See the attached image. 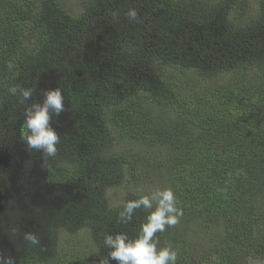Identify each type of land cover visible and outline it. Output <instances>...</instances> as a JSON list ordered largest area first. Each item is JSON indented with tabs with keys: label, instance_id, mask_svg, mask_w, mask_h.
<instances>
[{
	"label": "trees",
	"instance_id": "trees-1",
	"mask_svg": "<svg viewBox=\"0 0 264 264\" xmlns=\"http://www.w3.org/2000/svg\"><path fill=\"white\" fill-rule=\"evenodd\" d=\"M63 2L0 0V264H264V0ZM66 138L85 150L71 167L50 153ZM120 168L166 191L139 221L62 197ZM72 202L101 207L102 252L56 250Z\"/></svg>",
	"mask_w": 264,
	"mask_h": 264
},
{
	"label": "rangeland",
	"instance_id": "rangeland-1",
	"mask_svg": "<svg viewBox=\"0 0 264 264\" xmlns=\"http://www.w3.org/2000/svg\"><path fill=\"white\" fill-rule=\"evenodd\" d=\"M78 0H64V6L72 7L78 9L80 3H77ZM90 47V46H89ZM88 50V47L85 48ZM131 52H127L129 55ZM121 60L116 54L113 56L112 62L110 63H118ZM90 66L96 67L97 72L100 76H104L107 68L104 69L99 67L96 63L92 64L90 61ZM132 67V66H131ZM132 70L129 67L128 71ZM84 75V76H83ZM87 78L86 73L81 74L79 72L72 73L69 72L66 77H64L60 85L63 86V89H70L71 92L81 93L83 90L81 89V85L83 84V80ZM82 82V83H80ZM104 98L99 99L103 100ZM60 107V106H59ZM46 113L49 114L50 110L46 107ZM75 111L69 112L70 115L74 114ZM75 142L71 138H66L65 141L59 142L57 140L50 147V153L52 155L53 164H62L71 167L75 163L79 161L80 156H82L85 150H77L75 153ZM122 147L120 143H108L101 146L100 153L104 154L105 157L111 156L116 150ZM118 176L115 179L104 180L100 183L94 182L93 188L84 189V188H70L68 191L66 190V194L62 192V197H71L76 198L75 200L78 202L83 199V196H88L89 194L93 195L95 198H99V204L103 203L108 208H119L123 203L127 204L133 213L130 210V217L135 220L141 219V214H137L135 212L145 211L147 209V203L153 204V202L162 201L165 197L166 191L164 188H155L153 187V175L145 176L143 172H141L140 180L133 181L134 177H130L129 173L124 169H119ZM75 204V205H73ZM71 210H76L74 213H70V211H65L61 209L60 212H56L53 215V221L51 224V233L53 238H56V250L59 251L66 244L72 242L74 245H78V248L83 246V243L88 244L90 241L95 249L100 253L102 252L103 238L100 237L99 230L97 229L100 224L95 225L94 220L95 215L97 216L98 210L101 208H97L96 210H85L82 205L76 204L72 202ZM153 206V205H152ZM72 215V218L69 217ZM142 225V224H141ZM154 225V227H153ZM151 230L149 231V238H152L153 235H156V230L162 231L161 224L157 221L153 223ZM102 230V229H101ZM87 251V250H86ZM55 253L50 252V254L46 257L47 259L54 256Z\"/></svg>",
	"mask_w": 264,
	"mask_h": 264
}]
</instances>
